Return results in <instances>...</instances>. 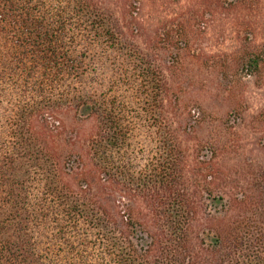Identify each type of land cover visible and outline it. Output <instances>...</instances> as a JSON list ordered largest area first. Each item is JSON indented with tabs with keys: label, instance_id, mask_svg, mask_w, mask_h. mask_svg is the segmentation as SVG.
Masks as SVG:
<instances>
[{
	"label": "trees",
	"instance_id": "obj_1",
	"mask_svg": "<svg viewBox=\"0 0 264 264\" xmlns=\"http://www.w3.org/2000/svg\"><path fill=\"white\" fill-rule=\"evenodd\" d=\"M110 1L0 0V264H264V176L226 191L220 125L190 146L210 116L178 92L190 35L143 52L139 0L121 21ZM193 57L220 67L226 120L239 69L264 84V43Z\"/></svg>",
	"mask_w": 264,
	"mask_h": 264
},
{
	"label": "rangeland",
	"instance_id": "obj_2",
	"mask_svg": "<svg viewBox=\"0 0 264 264\" xmlns=\"http://www.w3.org/2000/svg\"><path fill=\"white\" fill-rule=\"evenodd\" d=\"M108 4L121 21V4L117 0ZM135 8L141 34L136 31L131 34L143 52L148 51L157 32L172 23L177 33L185 28L190 35L178 92L201 103L210 113L208 131L189 136L190 146L212 137V128L218 125L224 128L226 146L217 151L214 160L218 176L227 192L238 194L245 190L252 178L264 176V84L257 85L255 76L239 69L231 79L235 84L234 96L240 102L239 110L230 113L231 117L226 120L223 112L228 100H224L225 82L220 76V67L201 66L191 57L235 54L253 44H263L264 0H242L237 4H226L224 0H139ZM166 56L163 54L161 59ZM166 60L162 59L160 65L168 85L175 76L170 73L172 66ZM236 114L240 115L235 117Z\"/></svg>",
	"mask_w": 264,
	"mask_h": 264
}]
</instances>
